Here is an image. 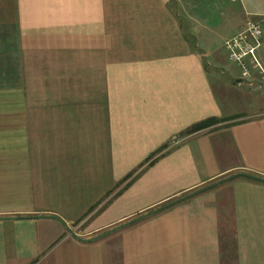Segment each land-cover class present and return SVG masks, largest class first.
Wrapping results in <instances>:
<instances>
[{"label": "crops", "instance_id": "crops-1", "mask_svg": "<svg viewBox=\"0 0 264 264\" xmlns=\"http://www.w3.org/2000/svg\"><path fill=\"white\" fill-rule=\"evenodd\" d=\"M247 23L264 0H0V264H264L245 177L97 238L264 178V76L223 59Z\"/></svg>", "mask_w": 264, "mask_h": 264}, {"label": "built area", "instance_id": "built-area-1", "mask_svg": "<svg viewBox=\"0 0 264 264\" xmlns=\"http://www.w3.org/2000/svg\"><path fill=\"white\" fill-rule=\"evenodd\" d=\"M264 37V32L262 31L258 23H247L243 31L237 35L227 39L224 42L225 47L229 50V57L235 62H240L243 58H246L248 55L253 59V65L258 68L262 75V71L259 62L254 57V53L257 47L260 44L261 38ZM248 75L247 71L243 69L242 76ZM177 144V140L174 138L171 141V146Z\"/></svg>", "mask_w": 264, "mask_h": 264}, {"label": "rangeland", "instance_id": "rangeland-1", "mask_svg": "<svg viewBox=\"0 0 264 264\" xmlns=\"http://www.w3.org/2000/svg\"><path fill=\"white\" fill-rule=\"evenodd\" d=\"M262 40V38H261ZM260 40V41H261ZM223 51H224V60L226 61L227 66H229L230 68L236 69L238 71V73L240 74V76L242 75V71L243 69H245V71H247V76L244 75V77H240L244 80V85L242 88H237L236 90H238V92L241 94L243 93L244 95H252L255 91H257L258 89V85H256V81H254L253 77L256 76V72H257V68L255 67V65H253V59L251 58V56H247L246 58H243L240 62H235L232 59H230L229 55V50L225 47V45H223ZM254 57L255 59L257 58V53H254ZM249 83L251 85H249ZM253 83H255L253 85ZM247 97V96H246ZM247 100V98H246Z\"/></svg>", "mask_w": 264, "mask_h": 264}, {"label": "trees", "instance_id": "trees-1", "mask_svg": "<svg viewBox=\"0 0 264 264\" xmlns=\"http://www.w3.org/2000/svg\"><path fill=\"white\" fill-rule=\"evenodd\" d=\"M207 123L208 122L199 124V125H197L195 127V129L196 130H200V129L206 127L207 126ZM236 177H245V178H249V179H252V180H255V181L263 182L264 183V178H261L260 176L253 175V174H250V173H243V174H239V175L230 176V177H228L226 179H223V180L218 181L217 183H214V184H211V185L202 187V188L197 189V190H195L193 192H190V193H188L186 195H183V196H181L179 198H176V199H174L172 201H169V202H167V203L159 206L156 209V211H157L156 213L161 212V211H164L166 209H169V208H171V207H173V206H175L177 204H180V203H182V202H184V201H186V200H188V199H190V198H192V197H194V196H196L198 194H201V193H203L205 191H208V190L214 188L215 186H217L219 184H222V183H225V182H227L229 180H232V179H234Z\"/></svg>", "mask_w": 264, "mask_h": 264}, {"label": "water", "instance_id": "water-1", "mask_svg": "<svg viewBox=\"0 0 264 264\" xmlns=\"http://www.w3.org/2000/svg\"><path fill=\"white\" fill-rule=\"evenodd\" d=\"M239 82H240V81H239ZM156 212H157L156 210L150 211V212H148V213H146V214H144V215H141L140 217H137V218H135V219H133V220H131V221H129V222L123 224V225L117 226V227H115V228H113V229H111V230H109V231H107V232H105V233H102V234L99 235L97 238L102 237V236H104V235H107V234H109L110 232H113V231L119 230V229H121V228H124V227H126V226H128V225H130V224H133V223H135V222H138V221H140V220H142V219H145V218H147V217H150V216L154 215Z\"/></svg>", "mask_w": 264, "mask_h": 264}]
</instances>
